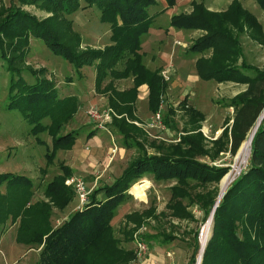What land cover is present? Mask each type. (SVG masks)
<instances>
[{
	"label": "trees",
	"instance_id": "16d2710c",
	"mask_svg": "<svg viewBox=\"0 0 264 264\" xmlns=\"http://www.w3.org/2000/svg\"><path fill=\"white\" fill-rule=\"evenodd\" d=\"M23 1L62 15L73 14L81 8L96 7L100 22L109 25L112 43L103 51L75 55L45 23L20 10L13 8L0 18V59L11 76L6 109L20 112L32 126L31 133L47 132L53 139L54 150L70 149L78 136L75 132L58 135L73 111L71 102L75 101L74 98L60 99L47 80L35 79L34 83L28 84L20 77L24 69L31 72L23 67V50L29 37L41 40L52 54L77 69L97 60L96 84L107 74L115 78L131 77L133 87L130 90H112V96L108 98L110 107L119 115L125 112L132 116V107L128 104L135 100L137 89L143 85L148 90L149 111L152 114L158 111L167 84L160 71L145 67L139 53L141 39L152 22L148 8L155 4L154 0ZM165 1L167 7L175 4V0ZM254 1L264 12V0ZM192 6L190 14L174 15L170 24L178 30L203 32L188 49L189 53L202 55L210 51L208 57L201 56L195 62L199 79L216 84L232 82L246 85L244 92L228 100L227 106L234 113L231 126L225 127L221 136L212 143L214 147L225 145L234 155L264 111V70L246 62L240 38L245 36L263 45V28L238 0H233L222 12H210L202 4L194 3ZM119 63L122 64L120 71L115 69ZM118 101L123 105H118ZM187 112L191 127L177 144L168 145L169 151L163 155L145 154L133 160L111 185L95 191L88 204L55 229L49 223V205L63 209L73 198L71 189L64 185L66 175L70 173L68 168L48 183L45 195L50 203L37 205L24 203L27 202L24 197L30 195L32 187L29 179L12 174L0 175V186L8 183L9 189L12 188L9 192L17 191L21 198L19 202H14L6 200L12 197H0V231L7 217L13 222L18 219L16 242L30 249H39V259L35 264H123L127 262L122 261L124 255L133 260L132 252L124 253L118 249L110 223L134 181L146 175L152 176L155 181H175L170 189L172 199L193 200V187L217 184L229 171L228 167L210 166L196 159L208 154L204 138L198 131L200 125H197L203 115L193 108ZM45 120L50 123L46 124ZM111 123L118 129L125 147L131 146L130 142L140 146L129 133L133 125H127L123 118H114ZM164 123L168 124L165 118ZM258 128L250 144L248 168L235 178L215 208L213 234L205 247L201 264H264V117ZM93 136L92 133L87 135L88 138ZM100 193L103 199L98 201L96 196ZM215 193L216 190H213L193 195L204 217L210 215L215 205ZM169 208L173 210V215H182L180 203H170ZM158 237L146 235L144 238L156 240ZM168 240L162 235V241ZM196 251L197 248H194L188 264H194Z\"/></svg>",
	"mask_w": 264,
	"mask_h": 264
},
{
	"label": "rangeland",
	"instance_id": "374dc122",
	"mask_svg": "<svg viewBox=\"0 0 264 264\" xmlns=\"http://www.w3.org/2000/svg\"><path fill=\"white\" fill-rule=\"evenodd\" d=\"M242 4L245 7L248 5L245 0H242ZM81 6L84 7L85 4L81 2ZM13 8L45 23L58 40L74 51L75 55H81L86 51H103L112 44L109 25L100 22V13L96 7L81 8L73 14L62 15L33 4H26L23 0H0V18ZM156 11L157 9L153 6L148 8L149 14ZM260 11L257 7L250 10L260 21L258 22L264 33V15H258ZM202 35L203 32L188 38L190 42L188 46ZM240 42L246 62L264 70V44L258 45L245 36L240 38ZM174 46L181 48L182 44L176 42ZM23 53V67L34 72L33 76L27 69L21 71L20 77L26 83L32 84L35 79L47 80L54 86L60 99L74 98L75 100L71 102L73 111L62 124L58 135L75 132L78 135L77 139L70 149L54 150L53 139L47 132L31 133L32 126L20 112L6 109L11 76L0 59V175L12 174L29 179L32 187L30 190L26 188L30 195L24 197L27 201L24 203L37 205L50 203L45 195L48 183L60 177L64 168L70 170L64 185L71 189L73 198L63 209L49 205L51 210L49 223L52 228L61 226L73 213L88 204L95 191L103 186L111 185L133 160L145 154L160 156L169 151L168 145L177 144L180 137L191 127L187 112L190 108H195L203 114V119L197 125H200L198 131L204 138V148L208 152L207 155L197 156L196 159L210 166L228 167L229 171L226 175L232 169L237 152L232 155L225 145L214 147L212 143L215 138L221 136L225 127L231 125L233 110L227 106V102L233 97L238 86L205 82L206 84L203 83L198 88L194 87L193 92H186L181 99L174 90H170L168 92L170 95L161 97L160 101H163L166 108H174V113L161 111V127L148 129L145 124L155 113L152 114L148 110L146 103H140L141 105L136 107L135 116L132 113V118L125 112L119 115L111 107L106 108L99 102L100 100L95 104L86 102L87 105L82 106L78 97L84 91L98 95L101 92L112 94V90L121 88L130 90L133 87V82H130L131 77L115 78L107 74L99 84H96L97 60L77 69L74 65L52 54L41 40L34 37H29L28 45ZM209 55L210 51L202 56ZM145 64L151 67L147 59ZM115 69L120 71L122 64L119 63ZM172 79L165 81L167 86H172L174 82ZM125 80L127 81L124 82ZM193 94L195 96L192 98ZM107 110L113 111L116 115L115 119L123 118L127 125L134 126L129 133L141 147L132 145V142H130L131 146L125 147L122 136L112 123H105L99 118L92 117L90 113L94 111L95 114H101ZM164 118L168 124L164 123ZM45 123L49 124L50 121L45 120ZM91 133L94 136L88 138L87 135ZM112 149L115 150L113 155ZM249 157L250 154L240 171L248 168ZM226 175L217 184L193 187L191 191L193 200L172 199L170 189L175 185V181H155L148 175L134 181L126 191L125 199L116 209L110 223L113 237L118 241V249L124 253H133L134 259L131 261L124 255L122 261L127 262L123 264H188L194 248H197L194 264H198L202 252L201 236L214 207L210 215L204 217L193 195L216 190L215 204L219 203L222 199L219 200L221 184ZM71 176L81 177L84 182L87 191L84 204H80L81 201L72 187L67 185ZM8 186V183L0 186V197L2 195L12 197L6 200L19 202L21 198L18 197L17 191L9 192L12 188L9 189ZM21 190L23 191L22 188ZM96 197L98 201L103 199L102 193ZM0 203H2L1 198ZM170 203L171 205L180 203L181 216L173 215V210L169 208ZM5 222L0 231V264H35L39 259V249H30L16 242L19 220L13 222L12 218L7 217ZM238 230L240 231V227ZM212 234L213 222L205 247ZM146 235L159 237L156 240H149L144 238ZM162 235L169 238L168 242L162 241ZM138 243L146 245V253L141 257L137 255Z\"/></svg>",
	"mask_w": 264,
	"mask_h": 264
},
{
	"label": "crops",
	"instance_id": "0c3cea01",
	"mask_svg": "<svg viewBox=\"0 0 264 264\" xmlns=\"http://www.w3.org/2000/svg\"><path fill=\"white\" fill-rule=\"evenodd\" d=\"M154 1L155 4L153 5V7L157 9V11L150 14L152 16V22L150 24L148 32L141 39L139 53L142 55V62L145 65V67L151 71L154 70L160 71V76L162 77L164 82L165 81L167 82L169 81L170 78L171 79L173 78L172 80H174V82L172 86H166L165 92L162 95V97H165L166 95H170L168 94V92L170 90H174L177 93L178 97L181 99L183 96H185L184 94H186V92H193L194 87L198 88L202 86L203 83H205L204 81L199 79L195 70V62L198 58L202 56V54H192L188 52V49L190 47L188 46V44L190 43L188 41V38H191L192 36L198 33H202V31L178 30L171 26L170 24L171 17L179 14H190L193 10L192 5L194 3L204 5V7L210 12H222L227 9V7L230 5V3L233 0H175V4L172 7H167L165 0H154ZM238 1L241 3L243 8H245L249 12L250 10L255 9L256 7L259 8L254 0H245L249 5V6L246 5V7L242 4V0H238ZM260 12L261 13H258V15L260 14L264 15V12L262 10ZM176 42L182 44V47L179 48L174 46ZM146 59L148 60V62L151 63V67L145 64ZM164 74L167 77V79H165V77L163 76ZM126 81L127 80H125L124 82ZM130 82H132V80H130ZM206 83L212 84L211 81ZM225 83L230 84L232 86H238V88H236V92H234V94L232 95L233 97L239 93L244 92L246 89L245 84H237V83L235 84L232 82H225ZM219 84H224V83H219ZM127 85L129 86V83H127ZM128 89L121 88L115 91L124 92L125 90L127 91ZM93 91L94 90H92V92ZM194 91L197 92L196 89H194ZM141 92L143 94H141ZM109 94L110 96L112 95L111 93L108 92H103V93L101 92L100 94L97 95L95 93L90 94L89 91L88 92L84 91L83 93L79 94L78 97L80 99V103L82 106L87 104H95L96 101L98 102L100 100L99 102L101 104L103 103L106 108L110 109L109 99H108L110 97ZM147 95H148V90L146 85H143L137 89L135 100L132 103L128 104L132 107V113L134 116L136 111L135 109H137L136 107L140 103L141 104L146 103L148 107ZM194 96H195L194 94L191 95L192 98ZM96 97L98 99H96ZM86 102L87 104H85ZM117 103L118 105L119 104L123 105V103H120L119 101ZM162 111L166 113H174V108L172 107L166 108L165 106H163ZM198 112L200 111L198 110ZM231 123H232V119H231ZM230 126L231 125H229V127Z\"/></svg>",
	"mask_w": 264,
	"mask_h": 264
},
{
	"label": "built area",
	"instance_id": "2783aa9c",
	"mask_svg": "<svg viewBox=\"0 0 264 264\" xmlns=\"http://www.w3.org/2000/svg\"><path fill=\"white\" fill-rule=\"evenodd\" d=\"M163 76L165 77V79H167L165 74ZM163 106H164L163 101H160L158 112H156L145 124V126L148 129H156V128L161 127V124H162L161 123V111H162ZM90 113L92 114V117L99 118L103 122L108 123V124L111 123L112 118L116 117V115L113 113L112 110L104 111L101 114H95L94 111H91ZM111 152L113 155L115 153V150L112 149ZM249 154H250V152H249ZM240 173H241V171H239L237 175H239ZM67 182H68V185L72 187L75 194L78 196L79 200L81 201L80 204H84V202L86 201V198H87V191L85 190L86 188H85V185H84L82 178L71 176ZM137 252H138L137 253L138 257L143 256L146 253V245L143 243H138L137 244Z\"/></svg>",
	"mask_w": 264,
	"mask_h": 264
},
{
	"label": "bare ground",
	"instance_id": "6f19581e",
	"mask_svg": "<svg viewBox=\"0 0 264 264\" xmlns=\"http://www.w3.org/2000/svg\"><path fill=\"white\" fill-rule=\"evenodd\" d=\"M263 116H264V112L258 118V120L254 124L252 129L249 131V133L247 135V138L241 144L239 150L237 151V155L235 157V163H234L232 169L230 170L229 174L226 175V177L222 181L221 194H220L219 200L222 198V196L225 193V191H226L227 187L229 186V184L232 182V180L235 178V176L241 170V166L248 161L247 159H248V156H249V152L251 151L250 150L251 140H252L253 135L255 136V131L258 128V126L260 125ZM211 227H212V222H211V218H210L208 223L205 225V227L203 229L202 236H201L202 251H203V249L205 247V244L207 242L208 237L210 236ZM201 256H202V252H201V255L199 257L198 264H200V262H201Z\"/></svg>",
	"mask_w": 264,
	"mask_h": 264
},
{
	"label": "water",
	"instance_id": "95a60500",
	"mask_svg": "<svg viewBox=\"0 0 264 264\" xmlns=\"http://www.w3.org/2000/svg\"><path fill=\"white\" fill-rule=\"evenodd\" d=\"M264 117V116H263ZM254 136V135H253ZM253 138V137H252ZM252 141V140H251ZM223 197V196H222ZM217 205H218V203H216L215 204V206H214V208H213V211H212V213H211V222H213V213H214V211H215V208L217 207ZM204 251V250H203ZM203 251H202V255H203ZM201 258H202V256H201Z\"/></svg>",
	"mask_w": 264,
	"mask_h": 264
}]
</instances>
